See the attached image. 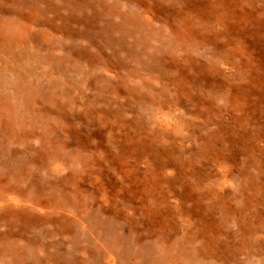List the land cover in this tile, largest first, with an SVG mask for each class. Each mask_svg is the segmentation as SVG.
I'll list each match as a JSON object with an SVG mask.
<instances>
[{
    "label": "bare ground",
    "instance_id": "obj_1",
    "mask_svg": "<svg viewBox=\"0 0 264 264\" xmlns=\"http://www.w3.org/2000/svg\"><path fill=\"white\" fill-rule=\"evenodd\" d=\"M18 1L24 4L26 2ZM95 1L100 0L61 2H66L67 8L70 6L75 9L80 5L82 7L83 4H93ZM101 1L107 3V0ZM123 1L134 4L135 10L122 12L117 6ZM113 2L114 7L111 10L107 7L108 11L104 12L106 18H110L111 21L103 32L105 40L117 45L119 49L122 46H132L141 56L148 48H154L153 45L169 41L170 57L178 60L179 50L193 51L190 47L192 40L188 28L191 27L203 35L201 46L214 48V42L217 41L219 50L231 48L240 54L247 50L249 57L241 55L230 61L225 53L222 52L219 56L212 55L209 50L211 48H207L203 55L205 60L188 59L186 66L188 70L198 73V79L195 85L191 86L195 92H190L186 98L201 93L206 96L207 92L210 93V97H207L210 99L209 104L192 101V105H189L185 104V101L179 102L178 98L171 100L170 96H186L190 81L181 86L180 80L171 76V73L166 74L168 69L162 68L154 59L158 49H154L155 54L147 62L140 61L139 58L136 61L138 67L134 68V71L110 67L103 63L82 67L66 55L64 63L70 71L80 73L73 76L67 70H55L58 65L53 63L55 56L52 57L51 49L57 46L49 45L47 49H43L41 45L34 47L28 45L25 39V34L28 33L27 24L31 22L40 24L36 13L30 14L23 21H8L6 24L15 25L12 30L17 34L13 37L11 32H7L8 29L7 31L4 28L0 29L1 76L12 74L17 83L28 90V86L31 85L27 84L28 78L33 79L34 85H38L39 79L43 77L48 78L50 84L57 85L55 81L53 82L52 76L60 74L65 84L61 92L62 100L65 102L63 105H56L53 97L56 98V95L58 97V94L51 92L49 97L47 96L51 106H43L39 100H35L40 87H31L28 105L35 112L29 111L26 115H21L12 112L9 106L11 98H5L6 95L0 96V158L10 153L11 147H19L20 149L12 156L25 159L27 155L22 149L34 150L32 145H36V154L43 153L44 157L50 160L45 171L55 166L53 169L58 173L59 169L63 170L62 166L66 163L78 162L79 174L74 172V181L68 182L67 176L63 179L64 185L69 187L65 194L69 193L75 197L82 190L75 191L78 187L73 188V184L79 182L86 164L89 179H95L93 182L90 181L94 196L101 197L99 195L101 193L104 197V202L97 206L98 212L94 214V218L101 219V214L110 210V213H113L110 222L125 221L126 230L122 237L116 234L118 225L113 232L110 231L108 239H111L112 245L127 237L130 232H137L141 242L155 243L159 249L157 252L164 257V264H176L175 260L183 256L186 257L183 264H243L238 258L241 255L254 256L260 261L259 264H264V118L252 119L264 115V78L250 79L257 77L260 70L251 69L259 67L251 58L248 44H245V40L243 47L237 43L231 44L230 41L234 39L229 36L231 32L237 37L245 33L248 34L247 37L254 34L255 37L264 38V0H113ZM99 8L97 9L101 16L102 10ZM199 14L207 18L202 19ZM189 16L192 18L191 22L186 20ZM142 17L146 21L140 25L138 22ZM59 18L61 17H57ZM61 22H70V18ZM142 27L143 35L138 37L137 30ZM114 33L115 36L111 37L110 34ZM41 36L51 41L50 34ZM129 39L134 40L132 44L129 43ZM152 40L153 42L149 44ZM14 43L17 44V48L13 47ZM41 50L46 54H41ZM252 54L254 55L253 52ZM218 57L223 61L220 64ZM228 63H238L240 68L243 67L240 63L244 64L243 71L232 73L233 77L239 75L245 77L237 86L225 84L222 79L217 78L225 73ZM44 65H48V70L42 74L39 70ZM89 71L92 74L98 73L96 80L88 74ZM137 79L141 81L139 86L137 83H128V80ZM84 88L87 91H95V95L91 96L93 102L109 107H94L91 110L84 108L80 99L89 98L83 94ZM108 91H112L113 95L125 94L123 104L119 105L116 111L110 109L113 99L104 96ZM145 92H156L159 95ZM217 99L221 100L220 103L216 102ZM55 107L60 110L54 111ZM134 109L141 115L138 120L128 118ZM162 109L167 110L166 114L170 119L168 124L162 126L154 120L153 122L151 118L145 120L142 115L144 111L149 110L152 113ZM61 111L75 114L78 119L86 117L88 123L94 125L95 138L90 140L93 143V151L88 146L68 143L67 138L73 130L74 123L68 127L63 122ZM45 116L50 121L42 125L40 119ZM71 118L72 115L65 119ZM57 120L62 123H58ZM171 121L174 122L172 127ZM151 123L157 126L151 128L149 126ZM55 125H65L68 128L64 132H57ZM77 128L76 134H81L84 130V126ZM181 144L187 147H182ZM107 150L111 152L108 153ZM30 154L32 153H28ZM106 154H108L106 160H101ZM134 157L142 160L152 158L150 159L154 160L152 169L149 172L145 169L140 174L138 170H130L128 163L129 160L135 159ZM112 162L114 169L109 165ZM104 165H107L106 169ZM132 167H137L136 160H133ZM18 168L19 174L9 173L3 176L9 187L14 185L17 187L25 179L20 175L24 166ZM108 176L114 177L118 187L126 191L124 201L112 202L114 199L108 196L111 201L108 204L109 201L104 196V183L100 182L108 179ZM229 181H236L237 187L231 188ZM128 187H131L129 191ZM14 188H0L1 196L7 194L12 197L11 204L6 202L0 209H21L28 205L27 208L42 210L30 192ZM80 194L75 198L79 206L77 212L74 211L76 221L74 224L82 228L79 231L84 232L86 237L96 236L104 229L108 231L107 226L110 222L107 226L101 224L95 230L89 222L90 228L87 229L84 209L87 202H92V197ZM238 197L240 206L234 208L233 203ZM172 200L175 203L171 204ZM58 205L65 209L60 203ZM116 206L125 210H119L117 213L112 210ZM251 207H256L255 212L253 211L255 214L248 215L246 222L244 217L246 213L243 210H249ZM126 209H130L131 216L127 215L129 212ZM232 220L238 222H230ZM231 225L236 230H232ZM237 234L241 236L240 242L235 237ZM92 240L97 247V240L95 238ZM249 240H253V244L249 243ZM109 257L113 258L112 255Z\"/></svg>",
    "mask_w": 264,
    "mask_h": 264
},
{
    "label": "rangeland",
    "instance_id": "obj_2",
    "mask_svg": "<svg viewBox=\"0 0 264 264\" xmlns=\"http://www.w3.org/2000/svg\"><path fill=\"white\" fill-rule=\"evenodd\" d=\"M25 1L26 2L24 4L22 2L19 3L18 0H0V29L4 28L6 31L8 29L7 32H11L12 36L15 37L17 33L12 30L15 25L6 24V22L23 21V19L30 14L33 13L34 15L36 13V17H38L40 24H34L32 22L27 24L29 34H25V39H27L28 45L31 47L41 45L43 49H47L49 45L57 46V48L53 47V49H51L53 55L52 57L55 56V61L53 63L58 65L55 70H67L73 76L79 75L80 73L73 70L70 71V68L64 63V58L66 55L69 56L72 61L76 62L79 65H82V67L94 63H103L110 67L113 66L116 68L134 71V68L138 67L136 66V61L139 58L140 61L147 62L152 57V55L155 54V52H153L154 49H158L159 51L155 55L154 59L158 61L159 65H162V68L166 67L168 69V72L166 74L171 73V76L175 77V79L180 80L181 86L187 84L188 81H190V84L186 89V96H170L171 100H175L176 98H178L179 102L185 101V104L189 105L192 101H194L195 103L202 102L204 104H209L210 99L207 98L210 97L209 92H207L206 96L201 93L197 94L196 96L186 98L190 92H195V90H192L191 86L195 85V82L198 79V73L196 71L188 70L189 68L186 66L187 60H199L198 58H200L201 60H205V57H203V55L208 50L207 48H211L209 50L212 55L219 56L222 52L225 53L226 58L230 61L234 60V58L240 57L241 55L242 57H249L247 50L242 54H240L239 51L238 53L232 51L231 48L219 50V43L217 41L214 42V48H212L211 46L207 47V45L201 46L200 42L204 38L203 35L196 32V30L194 31V29H192L191 27L188 28L192 40L190 47L193 48V51L185 52L184 49L179 50L180 59L174 60L170 57L168 51V45H170L169 41H163L161 44H155L152 46L154 48H148L143 55L139 56V54H137L138 50L132 48V46H122V48L119 49L117 45L115 46L112 42H108L105 40V32L103 31L109 27V21H111V19L106 18L104 12L107 10V7H110V10L114 7L115 3L113 2V0H107L106 4H104L101 0L95 1L93 2V4L95 3L96 6L95 4L93 5L90 3L89 5L83 4L82 7L80 5V7L75 8L76 10L74 8H70V6L69 8H67L66 2H61L65 0ZM133 5L134 4L132 3L128 4L127 2L123 1L121 3L119 2V6L117 7L122 12H131V10H135ZM50 6L52 9H50ZM100 6L101 8H99ZM36 8H38V10H36ZM97 8L102 10L101 16L99 15V10ZM199 15L202 19L207 18L201 14ZM57 17L61 18L57 19ZM68 18H70V22H61ZM186 20L191 22V16L187 17ZM145 21L146 20L142 17L138 23L142 25L143 23H145ZM143 30L144 27L137 30L138 37H141L143 35ZM150 31L153 30L150 29ZM50 32H52V34ZM42 34H50L51 41L45 40L44 37L41 36ZM197 34L200 35L196 37ZM110 36L114 37L115 33L110 34ZM229 36L231 39H234V41H230L231 44L235 45L237 43L241 47H243L244 40L245 44H248L251 58L258 65L259 69L251 66L250 67L253 70H260L257 77H250V79L257 80L261 79V77L264 78V38L259 36L255 37L254 34L247 37L248 34L245 33H242L241 37H237L231 32H229ZM214 39H216V37H214ZM128 41L130 44H132L134 40L129 39ZM152 42L153 40L150 41L149 44H151ZM1 43L2 41H0V44ZM13 47L17 48V44L14 43ZM41 51V54H46L45 51ZM252 52L254 53V55L252 54ZM2 58H4V55H2ZM206 58L209 59L210 57ZM219 60L220 64L222 60L220 58ZM229 63L227 64L225 73L217 78L222 79L225 84H233L237 86L239 81L241 79H245V77H241L240 75L237 77H233L232 73L234 71H243L244 64L240 63L243 66L242 68H240L238 63ZM47 70L48 65H44L40 67L39 72L44 74ZM9 74L10 73H7V75L5 74V76H1L2 71H0V96L4 97L6 95L5 98H11L9 101V106L12 108V112H14L15 114L20 113L21 115H26L29 111L35 112L33 108L28 105V100H30L31 96L29 89H31V87H40V90L44 88L42 91L39 90L36 93L35 98V100H39L40 103L43 104V106H51H49L47 99V96L49 97L51 92L54 94H58V97L57 95L56 98L53 97L54 101H56V105L64 104L65 100H62L63 95L61 94V92L65 84L64 79L60 74L52 76L53 82L55 81L57 85L50 84V80L46 77L39 79L38 85H34L33 79L28 78L26 80L27 84L31 83V85L28 86V90L19 85L17 83V79L12 74ZM88 74L92 77V79H97L98 73L92 74V72L89 71ZM128 83H137V85L139 86L141 84V81L138 79L133 81L128 80ZM150 93L153 95H159L156 92H145V94ZM83 94H85L86 97H89L86 99H80L83 107L87 110H91L94 107H109L105 104H101L99 102L95 103L92 101L91 96L95 95V91H87L86 88H84ZM113 94L114 93H112V91H108L104 94V96H107L108 99H113V102L110 104V109L116 111L118 106L123 104L125 99L123 98V96L125 94ZM220 101L221 100L218 99L216 100L217 103H220ZM68 109L69 108H67V110ZM57 110L60 109L55 107L54 111ZM166 111L167 110L162 109L157 112L155 111L151 113L148 110L142 112V115L144 116L145 120H150L151 118L152 121L154 120L160 126H162L163 124H168L170 120L168 118V115L166 114ZM70 115H72L71 120H66L65 118L69 117ZM61 116H63V122L66 123L68 127L69 125H71V123H74L73 130L67 138L68 143L75 146H88L90 147V150L93 151V143H91L90 140H94L95 138L94 125L88 123L89 120L86 119V117H80V119H78L75 114L65 113L63 111H61ZM140 116L141 115L137 113V110L134 109L131 114L128 115V118H130V120H138ZM253 118H264V115H261L259 117H252V119ZM48 120L49 119L45 116L40 119V122L42 125H44L45 122L47 123L50 121ZM57 122L62 123V121L60 120H57ZM173 124L174 122L171 121V127ZM78 126H84V130L81 134H76L78 132ZM149 126L151 128H155L157 125L151 123V125ZM68 127H66L65 125L54 126L57 132H64ZM58 135L61 136V134ZM181 145L182 147H187L184 144ZM32 148L35 151L31 150L30 148L22 149L25 155H27V157H24L25 159L15 158L12 156L13 153L20 149L19 147H11L10 153L5 157L0 158V188L9 189L15 187L14 189L18 191H20V189L28 191L32 194V198L35 201L39 202V206L42 209H30L27 208L28 205L27 207L21 209H0V264H164V257L159 255L160 252H157L159 249L157 248L155 243L149 244V242L147 241L141 242V238L138 236L137 232H130L128 235H126L127 237L118 240L117 243L114 242V245L110 244L112 242L111 239H108L110 231L113 232V229H115L118 225L116 234L119 237H122L126 230L125 221L119 220L117 222H110L111 217H113V213H110V210L109 212L106 211L107 213L105 214H101V219L94 218V214L98 212L97 206L104 202V197L101 193L99 194L101 197L96 198L94 196L92 183L90 181L92 180L93 182L95 181V179H89L88 173L86 171L87 169H85L86 164L84 165L82 173L80 174L79 182L76 181L73 184V188H75L74 186L78 187L75 191L82 190L81 192H79V195L77 194L76 197L80 196V193H84L88 197H92V202H87V207H85L84 209V218L86 220L85 226L89 222H91L92 227L95 230L98 229L101 224H104V226H107L109 222L110 224L107 226V228H109L108 231L104 229L102 233L100 232V234L98 233L96 236L94 235L91 237H86L84 232L79 231V229L82 228H79L74 224V222H76L74 221V211L77 212L79 203L75 201V196H72L69 193H67V195L65 194L69 187L64 185L63 182V179L66 176L68 182L74 181V172H78V162L66 163V165L62 166L63 170L60 171L59 169L58 173H56V170L53 169V167L55 168V166H51L48 171H45L47 169V166H49L50 164V160L45 158L43 153L38 152V154H36V145H32ZM107 151L109 153L110 150ZM28 153L32 154L28 155ZM107 155L108 154L101 157V160H106ZM134 158L135 159L133 160L137 161V169L135 167H132L133 160H129L130 164L128 163V166L130 170H138V174H140L143 173L145 169L147 170V172L152 169L151 165L154 162V160H150L152 158H150L149 160H142L138 157ZM109 165L114 169L115 166L113 165V162ZM18 166H24V168L21 169L20 175L24 176L25 179L20 184H18L17 187L16 185L9 187L7 182L4 181L3 176L4 174L9 173L19 174L20 172H18ZM104 168L106 169L107 165H104ZM133 174H135L134 171ZM115 181L116 180L114 177L109 176L108 179H105L104 181L100 180V182L104 183V196L105 199L109 201L108 204L111 203V201L108 199V196L111 199H114L112 202H114L115 200L124 201L123 196H126V191L118 187L119 185L115 183ZM109 183H111L112 186ZM228 183L231 188L233 187V189L237 187L236 181H229ZM131 185H133L132 181ZM138 188L140 187L138 186ZM130 189L131 187L127 188L128 191ZM11 198L12 197L8 196L7 194H4L2 196L0 194V206L2 207L6 202L11 204ZM238 199L233 203L234 208H238L240 206V204H238L240 203V199ZM170 202L171 204L175 203L173 200ZM58 203L63 205L65 209L60 208ZM122 209L125 210L122 207L116 206V208H113L112 210L118 213V211ZM255 210L256 207H251L249 210H243L244 213H246L244 216L246 218V222L248 220L247 216L251 214L254 215ZM126 211L129 212L127 213V215H132L130 209H126ZM230 222L238 221L232 220ZM232 226L233 225L230 226L232 230H236V228ZM89 228L90 224H88L87 226V229ZM235 237L239 242L241 241V236L239 234L235 235ZM94 238L97 240V247L94 245V241L92 240ZM249 243L253 244V240H249ZM16 252H18L19 255L16 254ZM109 255L113 256V260L109 257ZM17 257L19 258L17 259ZM238 258L239 260H241V262L243 261V264L260 263V261H258V259L254 256L249 257L248 255H241ZM185 261V256H183L182 258H177V261L175 260L176 264H183L185 263Z\"/></svg>",
    "mask_w": 264,
    "mask_h": 264
}]
</instances>
